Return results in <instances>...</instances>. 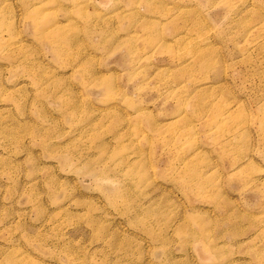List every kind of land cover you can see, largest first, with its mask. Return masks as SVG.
I'll return each mask as SVG.
<instances>
[{"label": "rangeland", "instance_id": "374dc122", "mask_svg": "<svg viewBox=\"0 0 264 264\" xmlns=\"http://www.w3.org/2000/svg\"><path fill=\"white\" fill-rule=\"evenodd\" d=\"M0 264H264V0H0Z\"/></svg>", "mask_w": 264, "mask_h": 264}, {"label": "bare ground", "instance_id": "6f19581e", "mask_svg": "<svg viewBox=\"0 0 264 264\" xmlns=\"http://www.w3.org/2000/svg\"><path fill=\"white\" fill-rule=\"evenodd\" d=\"M226 114V112L225 111H222V112H220V115H225Z\"/></svg>", "mask_w": 264, "mask_h": 264}]
</instances>
